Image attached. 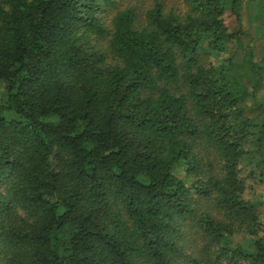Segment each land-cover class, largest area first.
<instances>
[{
	"label": "trees",
	"instance_id": "obj_1",
	"mask_svg": "<svg viewBox=\"0 0 264 264\" xmlns=\"http://www.w3.org/2000/svg\"><path fill=\"white\" fill-rule=\"evenodd\" d=\"M184 2L0 0V264H264V0Z\"/></svg>",
	"mask_w": 264,
	"mask_h": 264
},
{
	"label": "rangeland",
	"instance_id": "obj_2",
	"mask_svg": "<svg viewBox=\"0 0 264 264\" xmlns=\"http://www.w3.org/2000/svg\"><path fill=\"white\" fill-rule=\"evenodd\" d=\"M248 3V0H245ZM166 4L168 10H173L180 14H187L188 6L184 0H162ZM152 5V0H121L120 7L133 6L138 9L139 13H144L148 7ZM261 10L262 15L255 17L254 20H250L256 13V11ZM242 20L239 21L236 16L230 14L229 12L226 15V23L230 27L231 31H237L239 29L245 31L246 35L243 38V42L247 45L253 38L252 44L255 45V53L258 58H261L264 55V4L261 5H251L250 7L245 6L242 11ZM109 20V19H108ZM241 53H237V57H241ZM179 176L182 179H185V174L179 172ZM263 188V187H261ZM262 191V189L260 190ZM189 230H192L189 228ZM191 232V231H190ZM191 234V233H190ZM190 236L191 244H193L194 236ZM190 246H192L190 244Z\"/></svg>",
	"mask_w": 264,
	"mask_h": 264
}]
</instances>
